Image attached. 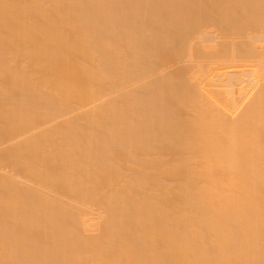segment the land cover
I'll use <instances>...</instances> for the list:
<instances>
[{"label":"bare ground","instance_id":"obj_1","mask_svg":"<svg viewBox=\"0 0 264 264\" xmlns=\"http://www.w3.org/2000/svg\"><path fill=\"white\" fill-rule=\"evenodd\" d=\"M0 264H264V0H0Z\"/></svg>","mask_w":264,"mask_h":264}]
</instances>
